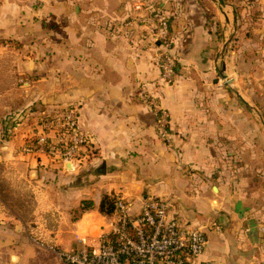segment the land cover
<instances>
[{
  "label": "crops",
  "instance_id": "1",
  "mask_svg": "<svg viewBox=\"0 0 264 264\" xmlns=\"http://www.w3.org/2000/svg\"><path fill=\"white\" fill-rule=\"evenodd\" d=\"M157 11L171 20L169 83ZM228 39L244 101L220 73ZM142 93L167 110V136ZM16 106L39 116L1 124L0 177L25 200H1L0 264H63L56 251L97 243L118 195L133 213L170 198L171 216L205 231L204 260L264 264V0H0V107ZM67 106L89 154L22 153L40 116Z\"/></svg>",
  "mask_w": 264,
  "mask_h": 264
},
{
  "label": "built area",
  "instance_id": "2",
  "mask_svg": "<svg viewBox=\"0 0 264 264\" xmlns=\"http://www.w3.org/2000/svg\"><path fill=\"white\" fill-rule=\"evenodd\" d=\"M148 19L160 47L161 80L169 83L176 75L177 65L172 52L170 16L157 11ZM141 99L156 114L162 136H167V110L156 96L142 93ZM78 118L76 106L41 117L39 129L27 137L21 152L43 154L64 164L82 160L91 147L88 135L78 126ZM171 207L170 198L149 196L139 211L133 213L129 201L118 195L113 199V212L97 243L58 249L56 254L63 264H218L201 258L207 245L205 231L182 224L171 216Z\"/></svg>",
  "mask_w": 264,
  "mask_h": 264
},
{
  "label": "rangeland",
  "instance_id": "3",
  "mask_svg": "<svg viewBox=\"0 0 264 264\" xmlns=\"http://www.w3.org/2000/svg\"><path fill=\"white\" fill-rule=\"evenodd\" d=\"M6 103H7V101L3 102V104H1V105H4ZM67 107H69V106H67ZM62 108H66V107H62ZM62 108L55 109L53 112H50V113H45L43 116H40V117H44L45 115L50 116V115L54 114L57 110L62 109ZM34 111H35L34 108H28V107H26V108L17 107V106L16 107H10V108L0 107V131H1V124L3 121L9 125V123H15L16 121L23 118V119H27V121L31 124H32V122L35 123L37 120V117L39 115H37V113ZM38 123H39V121L37 122V125H38Z\"/></svg>",
  "mask_w": 264,
  "mask_h": 264
},
{
  "label": "trees",
  "instance_id": "4",
  "mask_svg": "<svg viewBox=\"0 0 264 264\" xmlns=\"http://www.w3.org/2000/svg\"><path fill=\"white\" fill-rule=\"evenodd\" d=\"M6 132L4 133H8V130H4ZM13 176V175H12ZM11 178V177H10ZM8 188V182L4 181L2 179V177H0V196L2 197V199H0V207H2V202L1 200H5L7 201L10 205H14V206H19L20 204H22V202L25 200L23 198H21L19 195H18V192L20 191L17 188H15V186L12 188H10L9 191H6ZM105 201V199H104ZM92 203L91 201H85L84 202V206L82 207V209H88V208H92ZM103 205V204H102ZM112 205H113V201H112ZM28 209L29 210H32V207L28 206ZM102 211H104L102 209ZM105 212V211H104ZM113 212V210H112ZM22 214V217L25 218V220H27L28 218L25 216L26 214L25 213H21Z\"/></svg>",
  "mask_w": 264,
  "mask_h": 264
},
{
  "label": "water",
  "instance_id": "5",
  "mask_svg": "<svg viewBox=\"0 0 264 264\" xmlns=\"http://www.w3.org/2000/svg\"><path fill=\"white\" fill-rule=\"evenodd\" d=\"M230 43H231V39H228L226 41L225 45H224L223 50H222V53H221L222 69L220 70V73H221L222 77L226 80L225 81V85L231 87L235 91V93L239 96V98L244 101V98L241 95V93L233 86V79H231L226 74V56H227V53H228V49H229Z\"/></svg>",
  "mask_w": 264,
  "mask_h": 264
}]
</instances>
